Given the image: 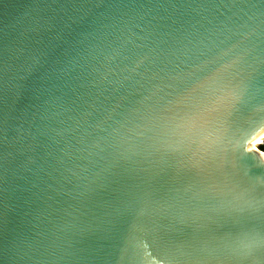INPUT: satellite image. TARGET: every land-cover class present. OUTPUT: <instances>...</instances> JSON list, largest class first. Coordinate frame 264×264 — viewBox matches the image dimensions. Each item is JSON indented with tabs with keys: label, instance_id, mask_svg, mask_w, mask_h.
I'll return each instance as SVG.
<instances>
[{
	"label": "water",
	"instance_id": "1",
	"mask_svg": "<svg viewBox=\"0 0 264 264\" xmlns=\"http://www.w3.org/2000/svg\"><path fill=\"white\" fill-rule=\"evenodd\" d=\"M263 121L264 0H0V264H264Z\"/></svg>",
	"mask_w": 264,
	"mask_h": 264
},
{
	"label": "clouds",
	"instance_id": "2",
	"mask_svg": "<svg viewBox=\"0 0 264 264\" xmlns=\"http://www.w3.org/2000/svg\"><path fill=\"white\" fill-rule=\"evenodd\" d=\"M264 137V127H260L258 130H254L248 139L244 142V147L247 151H255L259 154L260 158L264 160V148L260 147L258 141ZM252 145V146H250ZM236 147L241 146V142H236Z\"/></svg>",
	"mask_w": 264,
	"mask_h": 264
},
{
	"label": "snow or ice",
	"instance_id": "3",
	"mask_svg": "<svg viewBox=\"0 0 264 264\" xmlns=\"http://www.w3.org/2000/svg\"><path fill=\"white\" fill-rule=\"evenodd\" d=\"M211 135H212V134L210 133L209 136H211ZM205 139H208V137H206ZM217 139H218V137H217ZM261 140L264 141V137H262ZM260 242H261V243H264V235H262V236L260 237ZM152 264H167V262L164 261V260H156V259H154V260L152 261Z\"/></svg>",
	"mask_w": 264,
	"mask_h": 264
},
{
	"label": "bare ground",
	"instance_id": "4",
	"mask_svg": "<svg viewBox=\"0 0 264 264\" xmlns=\"http://www.w3.org/2000/svg\"><path fill=\"white\" fill-rule=\"evenodd\" d=\"M264 126V121L263 122H261V124H259L257 127H256V129L255 130H258L259 129V127H263ZM258 143H264V142H258ZM250 146H252V145H250ZM255 152V151H254ZM255 153H257V152H255ZM258 154V153H257ZM259 155V154H258Z\"/></svg>",
	"mask_w": 264,
	"mask_h": 264
},
{
	"label": "trees",
	"instance_id": "5",
	"mask_svg": "<svg viewBox=\"0 0 264 264\" xmlns=\"http://www.w3.org/2000/svg\"><path fill=\"white\" fill-rule=\"evenodd\" d=\"M258 144H259V143H258ZM259 146H260V147H262V148H264V144H262V143H261V144H259Z\"/></svg>",
	"mask_w": 264,
	"mask_h": 264
},
{
	"label": "rangeland",
	"instance_id": "6",
	"mask_svg": "<svg viewBox=\"0 0 264 264\" xmlns=\"http://www.w3.org/2000/svg\"><path fill=\"white\" fill-rule=\"evenodd\" d=\"M263 126V125H262ZM264 127V126H263ZM260 128V127H259ZM259 142V141H258ZM260 142H264V141H262V140H260ZM259 144H261V143H259ZM263 144V143H262Z\"/></svg>",
	"mask_w": 264,
	"mask_h": 264
},
{
	"label": "built area",
	"instance_id": "7",
	"mask_svg": "<svg viewBox=\"0 0 264 264\" xmlns=\"http://www.w3.org/2000/svg\"><path fill=\"white\" fill-rule=\"evenodd\" d=\"M264 144V143H263Z\"/></svg>",
	"mask_w": 264,
	"mask_h": 264
}]
</instances>
